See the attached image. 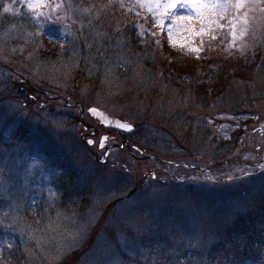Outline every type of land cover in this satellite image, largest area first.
<instances>
[{"label": "rangeland", "instance_id": "rangeland-1", "mask_svg": "<svg viewBox=\"0 0 264 264\" xmlns=\"http://www.w3.org/2000/svg\"><path fill=\"white\" fill-rule=\"evenodd\" d=\"M0 21L1 42L56 34L73 52L41 65L23 45L0 51V247L18 240L20 264H254L264 240V75L167 91L153 61L166 46L199 62L214 43L230 53L264 45V0H0ZM128 26L150 36V52L143 41L126 46ZM91 107L134 129L105 130ZM38 150L56 161L27 162ZM63 166L72 176L57 179ZM31 197L44 211L36 231L20 212ZM236 222L244 236L227 243L222 231Z\"/></svg>", "mask_w": 264, "mask_h": 264}, {"label": "trees", "instance_id": "trees-1", "mask_svg": "<svg viewBox=\"0 0 264 264\" xmlns=\"http://www.w3.org/2000/svg\"><path fill=\"white\" fill-rule=\"evenodd\" d=\"M21 13H22L21 18H26L28 15V12L26 11V9H22ZM14 21L18 22L19 19L18 20L14 19ZM151 23L152 21L149 20V24ZM29 24L32 26L31 22ZM149 29H151V27L148 26L147 30ZM28 30H31V28ZM147 30H145L144 33ZM45 31L47 32V30ZM122 31L124 32V34H126L125 40L127 37L129 40L128 44L127 45L125 44V45L128 47H132V50L141 49L140 47L142 46L141 44L142 41L144 43V46L147 48L148 52H150L153 49V46L151 44H148V42L150 43L152 42L148 34L143 33L144 35H142V37H139L136 35L135 29L132 28L131 26L124 27ZM215 31L219 33L220 27L216 29ZM208 33H211V32H208ZM53 35L56 38L55 37L48 38L45 35L44 37L42 35H40L39 37V35L33 34L35 38L42 37V40H44L42 42L37 40L38 43H34V44L31 41H27L26 43H23V41L19 37L12 38L11 42L7 39H4L2 42L0 40V51L5 48H8L10 44L16 47H18V45H23L25 49L27 50L30 49L31 51H33L32 53L34 54V56L36 55L34 58V61L36 60L37 57H39L42 60L40 62L41 65H45L50 61L57 62L56 59H59V60L63 59L62 61L64 62L61 64H64L68 60H70L73 55V52L69 46L70 40H68L66 36L60 37L56 34H53ZM260 42H262V40H260ZM213 46L214 47L210 53L205 54L206 52L204 51V49L200 51L199 56L204 54L203 56L206 55V58L199 60V62L198 60L194 58V57H198L196 54H191L188 51H181L179 50V48L172 49L166 46L164 49H160V51H156L155 52L156 57L153 61L154 62L153 66L154 67L158 66L161 68L160 70L162 73V75H160V78H162L161 85H163L165 89L168 91V85L172 87L173 86L177 87L179 84H183V85L189 84L192 88H199V87L204 88L205 84L200 83V82L207 83L209 86L210 84H214L215 82L217 83L221 82V84L224 85L223 83L226 82L227 79L231 80L232 77L237 76L236 73L246 74V78H245L246 80H250V77H253V76L254 77L258 76L260 78L263 77L264 75V45L259 46L253 50L251 49L246 50L245 53H243V51L230 53L228 48L224 49L226 47L224 42L214 43ZM167 54H169L170 57L166 59ZM15 55H16L15 59L16 58L20 59V57L17 56V53H15ZM216 55L220 57L219 60L217 62H212L211 59ZM13 58H14V55H13ZM196 62L204 63L205 66L202 68H198ZM193 63H196L195 65L196 71L192 70L190 73H187V72L181 73L182 71L179 72V70H183L184 68H186V66H190ZM229 63L231 64V66L228 65ZM117 74L118 72L115 71V73L112 72L110 76L114 77ZM177 74H180V75L185 74L184 77L187 80L184 79L183 81H180L181 79H179ZM81 77L84 80H82L79 84L83 82H87L86 80L88 76L82 75ZM19 133L21 134V138L18 139L16 137L17 139L15 140H19V141L23 140L24 135H22L21 132ZM43 158H46V160L49 161L48 163L50 164H52L51 162L56 161L55 158H53V160L52 159L50 160L49 159L50 157H43ZM69 176L71 175L66 174V173H61V175L58 174L57 179L63 180L64 177L69 178ZM62 180L58 181L61 186L64 185ZM55 190L60 193V195L57 196V200H58L57 204H59L57 207L62 206L64 209V206L61 203H64V200H66L67 193H65V190L63 189V187L56 188ZM260 197L261 196L258 195V199ZM31 199H36V198L31 197ZM31 199L29 200V203H27L23 208L20 209V212H21V216L23 219V226L25 227V230L36 231L37 229L42 228L44 224L43 218H41V216L44 214V211L42 209V204L40 203V200L36 199V202H34ZM252 201L253 200H251V202ZM252 203H255V201H253ZM255 217H256V214L253 215V220H251L249 223L256 224L257 221H254ZM245 218H248V217H245ZM242 224H240L239 222H236L234 223V228L233 227L226 228V232L222 231V233H224L223 238L225 242L227 243H231L233 241L236 242L237 238L244 236V233L240 234L244 232V230H246L245 227L242 226ZM260 231L262 233L263 229H260ZM257 243H259V247L262 249V252L261 254H259V256L254 255L252 257V263L259 264V260L261 259L262 261H260V263L264 264V240L257 241ZM15 244L16 245H12L11 243L8 244V242L5 241L4 239V243L0 247V264H20L21 256L19 255V249H18L19 241L15 240ZM9 245H12V247L7 248V246L9 247ZM15 249L18 250V254L16 253V251L14 252Z\"/></svg>", "mask_w": 264, "mask_h": 264}, {"label": "water", "instance_id": "water-1", "mask_svg": "<svg viewBox=\"0 0 264 264\" xmlns=\"http://www.w3.org/2000/svg\"><path fill=\"white\" fill-rule=\"evenodd\" d=\"M91 109H95V112L91 111ZM89 110L90 116L93 118L97 119L102 125H104L106 128H115V129H120L125 132H131L133 128L125 123L120 122L117 119L110 118L106 116L102 111L96 108H91ZM120 125H127V127H121Z\"/></svg>", "mask_w": 264, "mask_h": 264}, {"label": "snow or ice", "instance_id": "snow-or-ice-1", "mask_svg": "<svg viewBox=\"0 0 264 264\" xmlns=\"http://www.w3.org/2000/svg\"><path fill=\"white\" fill-rule=\"evenodd\" d=\"M28 6L30 8H32V7H35L36 5L30 3ZM9 10H10V8H8V7L5 8V11H9ZM149 10H151V8ZM91 111L95 112V109H91ZM120 126L121 127H127V125H120ZM89 143H91V141H89Z\"/></svg>", "mask_w": 264, "mask_h": 264}]
</instances>
